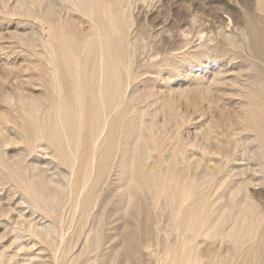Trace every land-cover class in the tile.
I'll return each instance as SVG.
<instances>
[{"label": "rangeland", "instance_id": "1", "mask_svg": "<svg viewBox=\"0 0 264 264\" xmlns=\"http://www.w3.org/2000/svg\"><path fill=\"white\" fill-rule=\"evenodd\" d=\"M23 1L0 0V136L8 134L5 139L4 136L0 139V154L3 161L7 159L2 161L4 165L0 161V264H264V159L261 162V152H255L256 141L252 144L249 141L247 145L245 141L254 134L244 130L248 123H263L264 103L261 100L264 93L259 92H264V82L256 80H263L258 70L264 69V63L250 56L249 47L253 39L249 35L247 41L243 38V34L251 29L260 35V46H264V0H112L114 20L120 32H114L118 38L111 32L114 34L112 42L113 39L114 44L116 39L120 40L116 50L118 48L124 56H115L118 58L116 62L114 59V67L118 68L116 64L119 62L122 68L118 69L120 73L122 70L119 77L127 89L122 93L124 100L122 98L121 106L113 111H107L105 103L108 100L104 95L103 98H100L102 95L96 96L94 108L93 105L90 107L93 111L88 110L87 116L92 124L89 123L87 129L83 127V132L86 130L90 134L95 131L92 134L96 135L95 140L89 135L90 140H94L90 143L92 148L89 146L93 150L96 148L95 157L93 168L87 172V184L78 194L77 210L73 215L72 206L65 202L71 198L73 179L68 162L66 166L59 162V158L54 159L49 141L37 140L34 145L29 143L27 146V134H23L25 139L22 136L34 122V110L41 115L53 97H56L58 106L63 105L59 112L66 113L61 96L54 94L56 81L51 80L55 70L60 73L63 68L66 70L64 55L57 53L58 50L52 53L54 42L46 36V25L34 18L32 20V15L30 18L27 12L26 15L23 13L28 7L34 9L30 0L25 1L29 2L26 8ZM43 1L51 3L50 0H42L41 5H44ZM52 1L58 4V1ZM59 1L63 5L67 2L64 6L85 22L83 28L86 32H92L88 29L89 26L94 27L90 20L93 13L84 8L88 1L83 4L84 0H74L80 11L70 0ZM13 6L16 9L23 7V12L19 14ZM37 8L36 12L31 10L32 13L39 14L40 9ZM14 11L19 16L23 14L19 17ZM102 19L101 22L105 23L102 28L111 31L107 18L104 16ZM33 36L38 37L35 41L39 37L41 41L35 42ZM98 37H92L89 43L101 47L103 43L98 41ZM95 52L99 58L89 51L83 52L85 57L82 51V57L76 53L81 67L75 69L83 71L86 64V69H89V63L94 60V69L106 72L107 54ZM244 52L248 58L244 57ZM245 59L251 61L245 63L248 62ZM253 64L260 65L258 70L249 67ZM100 75L96 89L105 81V76L102 81L100 78L103 76ZM248 103L253 104L255 115H252L253 109L251 111ZM256 104H262L263 110ZM126 106L127 123L123 122V127L128 137H118L120 150L108 172L102 174L96 188L99 190L98 199L91 206L90 217H84L88 221L83 220L86 227L79 228L82 199L86 198L97 176L95 164L98 153L104 148L102 143L107 136L121 123L118 116ZM244 107L250 110L243 113ZM30 117L32 122L28 120ZM55 117L53 120L56 121ZM25 122L28 123L25 125ZM243 122L242 128L240 124ZM15 124L19 127L16 128ZM92 125H97L96 130ZM71 126H65L70 136L76 132L73 128L78 130L76 125ZM59 128H55L56 133ZM240 129L244 131L240 133ZM116 132L117 129L114 134ZM61 138L58 136L64 148L66 140ZM58 140H55L56 144ZM242 141L247 147H243ZM123 147L128 159L133 157L131 160L121 162ZM67 155L66 152L62 158L66 159ZM128 164L130 167L127 169ZM36 170L50 193H57L56 200L49 198L48 202L38 205L40 207L34 205L30 189L39 177H32ZM140 172L143 175L139 176ZM125 173L130 177L127 179L129 187L123 181L127 178ZM29 177L31 179H26ZM21 185L26 186L27 192L21 189ZM124 186L130 190L127 192L125 189V192ZM50 202L53 213L46 210ZM127 203L129 206L125 209ZM100 221L106 225L97 235L98 231L94 229ZM249 231V234H244ZM96 235L100 236V242L98 245L90 244L88 240Z\"/></svg>", "mask_w": 264, "mask_h": 264}, {"label": "bare ground", "instance_id": "2", "mask_svg": "<svg viewBox=\"0 0 264 264\" xmlns=\"http://www.w3.org/2000/svg\"><path fill=\"white\" fill-rule=\"evenodd\" d=\"M26 1V0H25ZM25 1H23L24 3H23V5L25 6V5H28L27 3H29V2H25ZM29 1V0H28ZM42 1V0H41ZM41 1L40 0H30V6L31 5H33L34 6V9H31V10H34V12H36L37 10L36 9H38L37 7H39V9L40 10H38V12H39V14L38 13H36V14H34V13H32L33 11H31L30 10V8L28 9L27 8V11H26V9L24 10V12H23V7H21L20 9H16L17 7H14L15 8V10H19L18 12H19V14H20V12L22 11L23 13H25V12H27V15L30 17L31 15H32V20H33V18H34V20L36 19L37 20V22H39V23H43L44 25L43 26H45L46 25V29H44V30H46L47 31V34H46V36L47 37H50V39L52 40H50V42H54V43H56V45L53 43L51 46H52V53H54L55 51H57L58 50V52L57 53H60L61 54V56L62 55H64V63L66 64V70L63 68V70L64 71H62L61 73L60 72H58V70L56 71L55 70V72H54V76H53V78L51 79L52 80V82H53V80L54 81H56V82H54L55 84H54V94H55V96H61V99H62V101L64 102H61L62 104H64V106H65V108H63V109H65V114L64 113H62L61 112V110H60V112H59V109H62V107H63V105H59L58 106V102L55 100L56 99V97L54 98L53 96H51V97H53V99H54V102H53V99H52V103L51 102H48V104H46L47 105V108H46V110L44 111L43 110V112L41 113V115H37V112L34 110V112L36 113V115L35 116H32V120L34 121V122H32L31 121V117L28 119V120H30L31 122H32V124H30L31 125V127L29 128V129H27V127L28 126H26L25 128L27 129V131H22V130H20L22 127H20V131H22L23 133H22V136H23V134H27L26 136H27V138L25 139V135L23 136L24 138L23 139H25V140H27L28 141V143L26 144V142L24 143V144H26L27 146H29L31 143L34 145V143L33 142H35V141H37V140H47V141H49V146H50V148L51 149H53V154L52 155H54V159H56V157H57V159L59 158V162L60 163H62V165H65L66 164V166H68L70 169H71V176H73V179H72V190H71V198H68L67 200H65V202H66V204H68V203H70V206H72V211L71 212H73V213H71L72 215L76 212V210H77V200H78V198L77 197H79L78 196V194H80L79 192L81 191V190H83L84 189V187H85V184H87L86 182H87V177H88V174H87V172H88V170L90 169V167L91 168H93L91 165H92V163H93V158L95 157V149L93 150V149H91L92 148V145L90 144L92 141L91 140H93V139H91L90 140V138L91 137H89V135L91 134V136H93L92 134H94V132L95 131H91L90 129L91 128H89V130H90V132H92V133H90V134H88V131H84L83 132V127L85 128L86 127V129H87V127L88 126H90L89 125V123H90V120L88 119V110L90 109V110H92L90 107H92V105H93V108H94V99L96 100V96H98V98L100 97L99 95H102V97H100V98H103V95H104V99H106V97H107V100H108V102L107 103H105L104 105H105V107H107L106 109H107V111H113L114 109H116L117 107H118V105H120L121 104V100H122V98L124 97H122V93L124 92L125 93V89H127L126 88V84L124 83V80H122V78H120L119 77V75L122 73V70H121V73L119 72L120 71V69H119V67H120V65H119V62H117V64L116 65H118L119 67L117 68H115L114 66V64H115V62H116V59L118 58H116L115 56L117 55L118 56V54H120V52H118V51H120V50H118V48H117V50H116V44L118 43V42H120V40L119 41H117V39L115 40L117 43H115L114 44V39H113V42H112V37H113V35L115 34L114 32H117L118 34L120 33V32H118V29H119V27L117 26V22L114 20L115 19V15L113 14V11H112V0H86V1H88V5H87V7H84V8H86L87 9V11L89 12V13H93V15L92 14H89V15H92V16H90V20H91V22L93 23V25H94V27L93 26H89V29L88 30H91L92 29V32H86L85 31V29L83 28V24L85 23V22H83V21H81V19L80 18H78V16L76 17L75 16V14H72L71 12H70V10H69V8L68 7H66V6H64L65 4H67V2L63 5V3H62V1H59V0H56V1H58V4H56V3H54L55 1H52V0H50L51 1V3H49L48 2V4H46V3H44V1H43V3H44V5H41L42 3H41ZM46 1V0H45ZM47 1H49V0H47ZM65 1V0H64ZM63 1V2H64ZM68 1V0H67ZM77 1V0H76ZM83 1V0H82ZM81 1V2H82ZM259 1V0H258ZM263 1V0H262ZM262 1H261V3H262ZM73 2V3H72ZM84 2H85V0L83 1V4H84ZM115 2V1H114ZM70 3H72L75 7H76V9H77V11H80L79 10V5L77 6L75 3H74V0H70ZM116 3V2H115ZM46 4V5H45ZM69 4V3H68ZM77 4H78V2H77ZM86 4V3H85ZM260 4V3H259ZM262 4H264V1H263V3ZM5 5V4H4ZM7 5V4H6ZM71 5V4H70ZM68 6V5H67ZM83 6V5H82ZM85 6V5H84ZM259 6H262V5H259ZM12 7V9L14 10V8ZM19 8V7H18ZM25 8H26V6H25ZM43 8V9H42ZM56 8H59V10L57 9L56 10ZM259 8H262V7H259ZM264 8V7H263ZM36 10V11H35ZM75 10V9H74ZM116 10V9H115ZM1 11V10H0ZM100 11V12H99ZM82 12V11H81ZM83 12H84V9H83ZM116 12V11H115ZM114 12V13H115ZM13 13V12H12ZM14 13L15 14H17L18 15V13L17 12H15L14 11ZM23 13H21V15L23 14ZM65 13V14H64ZM100 13H102V14H104V16L107 18V24H108V26H110L111 25V31H107V30H104L103 28H102V24H105V23H102L101 22V20H103L102 19V17H104V16H99V14ZM30 14V15H29ZM37 14H38V16H37ZM85 14V13H84ZM87 14V13H86ZM12 15V14H11ZM20 15V16H21ZM25 15H26V13H25ZM34 15V16H33ZM88 15V16H89ZM119 15V14H118ZM14 16V15H13ZM19 16V15H18ZM19 16V17H20ZM28 17V18H29ZM65 17V18H64ZM22 18H25V16H23ZM30 19V20H31ZM39 20V21H38ZM83 20V19H82ZM104 20H105V18H104ZM122 21V20H121ZM36 22V21H35ZM90 22V21H89ZM29 23V22H28ZM110 24V25H109ZM261 24V23H260ZM81 26V28H80V26ZM43 26H41L42 28H44ZM124 26V25H123ZM34 26L32 25V29L34 30V28H33ZM105 28V27H104ZM107 28V27H106ZM105 28V29H106ZM113 30V31H112ZM124 30V29H123ZM45 31V32H46ZM35 32V31H34ZM111 32H113L114 34H112ZM35 33H37V31L35 32ZM87 33V34H86ZM243 33V32H242ZM32 34V33H31ZM124 34V33H123ZM33 35H36V34H33ZM125 35V34H124ZM248 35L251 37V39H253L252 41H251V47H249L250 48V50L249 51H251V53L252 54H250V56H253L257 61H260V62H262V63H264V50H263V47L264 46H260L261 44V38L259 39V37H260V35H256L254 32H252V30L251 29H249L248 30V32L247 33H245V34H243V38H245L246 39V41L248 40ZM37 36H38V34H37ZM37 36H33V37H35V38H33V40L35 39L36 40V37ZM42 36V35H41ZM99 36V37H98ZM115 36V38H118V37H116V36H118L117 34H115L114 35ZM29 37V36H28ZM28 37H27V39H28ZM44 37V36H43ZM42 37V38H43ZM46 37V39H49V38H47ZM92 37H98V41H100L101 43H103L102 45H101V43H100V45H101V47H100V49H99V47H98V52H100V53H106L107 54V56H108V61H107V71L106 72H102V71H98L97 72V70L96 69H94V66H96L95 64V62H94V60L93 61H91V63H89L90 65H89V69H86L87 67V64H86V66H85V64H84V70L83 71H79V70H76L75 68L76 67H78L79 68V66H78V64H79V57H77L76 56V53H79L78 55L79 56H81L80 54H81V51H82V53L84 52V51H89V52H91L90 54H98L97 52H95V51H97L96 50V46H94V44H90L89 43V41H90V39L92 38ZM125 37V36H124ZM124 37H122V38H124ZM32 38V37H31ZM38 38V37H37ZM258 39H259V41H258ZM34 40V41H35ZM38 40V39H37ZM42 40H44L45 42H46V40L45 39H42ZM123 40V39H122ZM31 41V40H30ZM38 41H41V39H40V37H39V40ZM38 41H35V42H38ZM33 42V41H32ZM48 42V41H47ZM50 42H49V44H50ZM124 42V41H123ZM244 42V41H243ZM242 42V43H243ZM30 44H31V42H30ZM34 44V43H33ZM33 44H31V45H33ZM123 44V43H122ZM55 45V46H54ZM242 45V44H241ZM103 46V47H102ZM124 46V45H123ZM33 47V46H32ZM36 47V46H35ZM37 47H39V46H37ZM49 47V46H48ZM118 47V46H117ZM242 47V46H241ZM246 48H247V46H245ZM122 49H123V47H121ZM126 48V47H125ZM245 48V49H246ZM51 49V48H50ZM242 49H244V48H242ZM248 49V48H247ZM124 50H126V49H124ZM123 51V50H122ZM127 51V50H126ZM209 51V50H208ZM245 51V50H244ZM84 54V53H83ZM95 54V55H96ZM122 54V53H121ZM120 54V55H121ZM55 55V54H54ZM94 55V56H95ZM243 55H246V56H244V57H247V53H245L244 52V54ZM50 56V55H49ZM52 56V55H51ZM83 56V55H82ZM81 56V57H82ZM86 55L84 54V57H85ZM89 56V55H88ZM91 56V55H90ZM98 55H96V58H99V57H97ZM122 56H123V54H122ZM93 57V56H92ZM103 57V56H102ZM102 57H100V59L102 58ZM114 57V58H113ZM95 58V59H96ZM120 58H124V56L123 57H120ZM248 58V57H247ZM114 59H115V62H114ZM249 59H251L252 60V57H250ZM249 59H245L244 61H248ZM121 60V59H120ZM251 60H249V61H251ZM89 61V60H88ZM98 61V60H97ZM103 61H104V58H103ZM118 61V60H117ZM249 61L248 62H245V63H249ZM253 61V60H252ZM85 62V61H84ZM93 62L95 63V64H93ZM122 63L124 62V60L123 61H121ZM243 62V61H242ZM81 63V62H80ZM85 63H87V62H85ZM104 63V62H103ZM244 63V62H243ZM244 63V64H245ZM63 63H61V65H62ZM65 64H63L62 66H64ZM125 65H126V67H127V63L125 62L124 63ZM250 64H252V63H250ZM82 65H83V63H82ZM105 65V64H104ZM264 65V64H263ZM263 65H261V66H263ZM121 66H123L122 64H121ZM246 66V65H245ZM259 67H260V65H258ZM81 67V66H80ZM125 67V66H124ZM243 67V66H242ZM247 67V66H246ZM249 67H254V69L256 68L257 70H258V68L259 67H257V65L256 64H253V65H249ZM61 68V67H60ZM68 68V69H67ZM95 68H97V67H95ZM121 68V67H120ZM245 68V67H244ZM251 68H250V70H251ZM102 69H103V67H102ZM118 69H119V71H118ZM122 69V68H121ZM243 69V68H242ZM249 69V68H248ZM247 68H246V70H248ZM52 70V69H51ZM54 70V69H53ZM52 70V71H53ZM244 70V69H243ZM249 71V70H248ZM248 71H246V72H248ZM253 71H256V70H253ZM252 71V72H253ZM258 71H261V74H262V76H263V80H264V69H262V67L260 68V70H258ZM103 73V78H100V80L102 79V81H104L103 79H104V76H105V81H104V83L102 84V87H99L101 90H100V92L98 91V89L99 88H97L96 89V85H98L97 83L99 82V81H97L96 82V80L98 79V77H99V75H100V73ZM120 73V74H119ZM101 75H100V77H101ZM57 76H58V78H57ZM120 76H122V75H120ZM259 77V76H258ZM258 77H257V79H258ZM122 80H120V79ZM124 78V77H123ZM127 78V77H126ZM125 78V79H126ZM261 78V77H260ZM262 79V78H261ZM261 79H259V80H256V81H262V84H263V80H261ZM50 80V81H51ZM128 80V79H127ZM126 81V80H125ZM51 83V82H50ZM128 83V82H127ZM49 84V83H48ZM101 84H99V86L101 85ZM128 86V85H127ZM48 87V86H47ZM98 87V86H97ZM260 88V87H259ZM263 88V87H262ZM264 89V88H263ZM50 90H51V88H50ZM52 93V92H51ZM253 93H255V92H253ZM257 93V92H256ZM259 93H261V94H263L264 92H259ZM258 93V94H259ZM256 95L257 97L259 96V95ZM50 95H53V94H50ZM106 96V97H105ZM249 96V95H248ZM247 95H246V97H248ZM261 96V98H262V95H260ZM259 96V97H260ZM96 97V98H95ZM245 97V96H244ZM45 98H47V96L45 97ZM44 98V99H45ZM250 98V97H249ZM51 99H47V100H50L51 101ZM246 99V98H245ZM260 99V98H259ZM57 100H59V99H57ZM106 100V101H107ZM123 100H124V98H123ZM262 100H264V95H263V99ZM262 100H261V103H264V101L262 102ZM60 101V100H59ZM255 101V100H254ZM253 101V102H254ZM260 101V100H259ZM55 102H57L58 104H56ZM46 103H47V101H46ZM50 103V104H49ZM53 103H55V104H53ZM245 103H247V100H246V102ZM255 103V102H254ZM249 104V103H248ZM39 104H37V106H38ZM43 105H45V103L44 104H42V108H43ZM125 105H127V104H125ZM246 105V104H245ZM244 105V106H245ZM249 105H251L250 106V109H251V111H252V105L253 104H249ZM255 105V104H254ZM258 105H260V104H256V106L258 107ZM262 105V104H261ZM260 105V106H261ZM32 106H34V105H32ZM36 106V108H38L39 109V107L41 106V105H39V107H37ZM62 106V107H61ZM121 106V105H120ZM131 106V105H130ZM134 106V105H133ZM247 106V105H246ZM259 106V107H260ZM263 106V105H262ZM262 106L260 107L261 109H262ZM129 107V106H128ZM264 107V106H263ZM28 108V107H27ZM33 108H35V107H33ZM41 107H40V109H42ZM246 107H244V111H243V113L246 111L247 112V110H250V109H245ZM247 108H249V107H247ZM127 106L126 107H124V109L121 111V114L118 116V117H120V121H121V123L119 124V126H116V128H114L115 130L117 129V134L115 133L114 134V132H115V130H114V132L112 133V134H114V135H110V136H107V138L104 140V142L102 143V145H104V148L99 152V151H97V152H99L98 153V158H97V161H96V164H95V169H96V174H97V176H96V178H95V180H94V182H93V185H92V187L87 191V194H86V198L85 199H82L83 201V204H82V202H81V204H82V207H80V211H81V218L79 219V221H78V227L79 228H81V227H83V225H85L84 224V222L86 221L85 219H84V217H87L88 215H89V217H90V213H91V206L93 205V204H95V202H96V200L98 199V192H99V190H97L96 188H97V186H98V184H99V182L102 180V174H105L106 172H108V170H109V168L111 167V164H113L112 162H114L115 161V159H116V154H117V152L120 150V146H121V143L119 144V139L120 138H118L119 136L120 137H122L123 136V138L125 137V138H127L128 137V135H127V132H125L124 131V127H123V122L125 123L126 121V118H127ZM128 109H130V108H128ZM242 109H243V107H242ZM33 110V109H32ZM220 110V109H219ZM255 108L253 109V111H252V115H253V113H254V115H255ZM263 110V109H262ZM38 111V110H37ZM93 111V110H92ZM128 111H130V110H128ZM258 111V110H257ZM261 111V110H260ZM259 111V112H260ZM119 112V111H118ZM249 112V111H248ZM259 112H256V114L258 113V114H260ZM61 113V114H60ZM90 113H92L91 111H90ZM90 113H89V115H90ZM129 113V112H128ZM214 113V112H213ZM60 114V115H59ZM93 114V113H92ZM246 114V113H245ZM248 114H250V113H248ZM262 114V113H261ZM261 114H260V116H261ZM33 115H34V113H33ZM263 116H264V114H262ZM19 116V115H18ZM56 116V117H55ZM245 116H247V115H245ZM54 117L56 118V121L55 120H53L54 119ZM118 117H117V119H118ZM230 117V116H229ZM242 117H243V115H242ZM251 117V116H250ZM258 118H259V116H257ZM92 117L90 116V119H91ZM248 118V117H247ZM252 118V117H251ZM255 118H256V116H255ZM14 119V118H13ZM93 120V119H92ZM243 120L245 121V117H243ZM249 120V122H250V120L251 119H248ZM248 120H246L247 122H248ZM253 120V119H252ZM257 120V119H256ZM261 120H263V123H264V118L262 119L261 118ZM260 120V121H261ZM9 121H10V118H9ZM13 121V120H12ZM119 121V122H120ZM11 122V121H10ZM21 122H22V120H21ZM93 122V121H92ZM116 122H118V120L116 121ZM115 122V123H116ZM257 122V121H256ZM259 122V121H258ZM262 122V121H261ZM16 123V122H15ZM28 123V122H27ZM26 122H25V125L27 124ZM95 122H93V124H94ZM127 123V122H126ZM245 122H243V123H241L240 124V127H242L243 128V125L242 124H244ZM263 123H261V125H259L258 123H251V125H250V123H248V125L249 126H245L244 127V130H246L247 132H249V131H251V135H252V133L254 134L253 135V137L251 136H248V135H250V134H248L247 136L248 137H250L249 139H253V140H249L248 138V140H246L245 142L247 143V145H249L248 143H250L249 141H251V144L254 142V141H256L257 142V151H255L256 153H259V152H261V154H262V159L260 158V161L262 162V160L264 159V126H262V124ZM72 125L71 127L73 128V126L74 127H76L77 126V128H78V130H75V128H73L72 130H73V132H75V134L74 133H71V135L72 136H70L69 134H67V131L65 130V126H67V125ZM90 124H92V123H90ZM29 125V124H28ZM55 125H60V126H56L55 127ZM76 125V126H75ZM95 125V124H94ZM246 125V124H245ZM101 126V125H100ZM100 126H99V129H100ZM105 126V125H104ZM125 126V125H124ZM15 127L16 128H18L19 127V125L18 124H15ZM60 127V128H59ZM81 127H82V130L81 131H79V129H81ZM92 127H95L94 128V130H96V127H97V125L96 126H93L92 125ZM113 126H111V128H112ZM120 127H121V129H120ZM239 127V128H240ZM55 128L57 129V128H59L58 130H59V132L58 133H56L57 131H55ZM76 128V129H77ZM222 128V127H221ZM0 130L2 131V129L0 128ZM18 130V134L20 133V131ZM93 130V129H92ZM101 130V129H100ZM111 130V129H110ZM223 130V129H222ZM244 130H242V129H240V133H242L241 131H244ZM79 131V132H78ZM102 131V130H101ZM100 131V132H101ZM226 132V131H225ZM246 132V133H247ZM1 133H3V132H1ZM246 133H245V136H246ZM224 134V133H223ZM1 135V134H0ZM8 134H3L2 136H0V139H1V137H3V139H5L6 138V136H7ZM20 135V134H19ZM21 136V137H22ZM40 138H39V137ZM58 136H60V137H62L61 139H63V140H66L65 141V149L62 147V145H61V143H60V139L58 140ZM228 136V135H227ZM8 137V136H7ZM10 137V136H9ZM69 137V138H68ZM95 137H96V135L95 136H93L92 138H94V140H95ZM22 139V138H21ZM22 139V140H23ZM7 140V139H6ZM14 140V139H13ZM55 140H58L59 141V143L58 144H56L55 143ZM93 140V141H94ZM243 140H245L244 139V137H243ZM4 141V140H3ZM17 141H19V140H17ZM24 141V140H23ZM47 141H45V143L47 142ZM119 141V142H118ZM204 141V140H203ZM253 141V142H252ZM0 142H2V140L0 141ZM11 142H13V141H11ZM62 142V141H61ZM80 142V143H79ZM124 142H126V141H124ZM139 142H140V140H139ZM6 143L7 142H5L3 145H6ZM9 143H10V141H9ZM16 143V142H15ZM30 143V144H29ZM218 143V142H217ZM224 143V142H223ZM222 143V144H223ZM242 143H243V141H242ZM14 144V143H13ZM29 144V145H28ZM94 144V143H93ZM126 144H127V142H126ZM126 144H123V145H126ZM8 145V144H7ZM89 145H91V148H90V146ZM128 145V144H127ZM127 145H126V147H127ZM254 145V144H253ZM95 146V145H94ZM219 146V145H218ZM247 147L246 145H244V143H243V147ZM101 147H103V146H101ZM140 147V146H139ZM249 147H252L251 145L249 146ZM248 147V148H249ZM34 148H37V146H35ZM49 148V149H50ZM124 148V147H123ZM233 148V147H232ZM46 149H48L47 147H46ZM245 149V151H247L248 149L247 148H244ZM243 149V150H244ZM65 150H66V152L68 153V155H67V158L66 159H68V160H66L65 158H62L63 157V155L65 156ZM226 150V149H225ZM250 150V149H249ZM255 149H253V151H254ZM34 151V150H33ZM52 151V150H51ZM93 151H94V153H93ZM135 151H136V149H135ZM222 151V150H221ZM224 151V150H223ZM228 152V151H227ZM248 152V151H247ZM251 154H253L254 152H250ZM255 153V155H257V156H259L260 157V155H258V154H256ZM137 154V153H136ZM1 155V158H0V161L2 162L3 161V159L2 158H4L3 156H2V154H0ZM62 155V156H61ZM254 155V156H255ZM17 156V155H16ZM118 156H120V155H118ZM118 156H117V158H118ZM175 155H173V157H174ZM257 156H255V157H257ZM130 157V159H128V157L126 156V152H125V148L124 149H122V152H121V156H120V158L122 159V161H121V159H120V161L121 162H124V161H126V160H131L133 157L132 156H129ZM62 158V159H61ZM253 158V157H252ZM2 159V160H1ZM134 159H135V157H134ZM227 159V158H226ZM7 160V159H6ZM6 160L5 161H3V162H6ZM63 160H65V161H63ZM258 160H259V158H258ZM15 161V160H14ZM19 161V160H18ZM66 161L68 162V165H67V163H66ZM2 162V163H3ZM130 162V161H129ZM132 162V161H131ZM142 162V161H141ZM8 163V162H7ZM11 163V162H10ZM20 164V163H19ZM124 164V163H123ZM122 164V165H123ZM263 164V163H262ZM0 165H1V163H0ZM2 165H4V163L2 164ZM7 165H10L9 163L7 164ZM130 164H128L127 166H126V168L128 169L130 166H129ZM264 165V164H263ZM113 166V165H112ZM129 166V167H128ZM3 168L5 167H7V166H2ZM17 167V166H16ZM21 167H22V165H21ZM264 166H262V168H263ZM4 168V169H5ZM8 168V167H7ZM6 168V169H7ZM9 168H12V167H9ZM23 169H25V168H22V170ZM69 169V170H70ZM122 169H123V166H122ZM126 169V170H127ZM12 170V169H11ZM13 170H14V168H13ZM10 171V170H9ZM39 171V170H38ZM124 171L125 170H122V172L124 173ZM10 172H12V171H10ZM14 173L16 172L15 170L13 171ZM12 172V174H14ZM92 172V171H91ZM128 173H129V170L127 171ZM19 173H21L20 172V170H19ZM164 173V172H163ZM92 174V173H91ZM126 174V180H123V181H126L127 182V179H128V175H127V173H125ZM139 174V176H141V174H142V172H140V173H138ZM145 174V173H144ZM15 175V174H14ZM17 175V174H16ZM21 175H22V173H21ZM20 175V176H21ZM24 175V174H23ZM38 175V172H37V170H36V172H35V174L32 176V177H36ZM143 175V174H142ZM11 176H13V175H11ZM17 176H19V174L17 175ZM30 176V175H29ZM39 176V175H38ZM171 176V175H170ZM26 177V176H25ZM41 176H39L37 179H35L36 181L35 182H33V184L31 185V187H30V189H31V197H32V200H33V203H36V204H34V205H40L41 203H43L44 204V202H48V200L47 199H49V198H51V200H54L57 196H56V194L57 193H54V194H51L50 192L51 191H49V189H48V186L46 185L45 186V184H44V182L45 181H43L44 179L43 178H40ZM18 178H20V180H22L21 179V177H18ZM130 178V177H129ZM141 179H142V177H140ZM26 179H31L30 177L29 178H26ZM124 179V178H123ZM155 179V178H154ZM157 179V178H156ZM168 179H169V177H168ZM165 180V179H164ZM24 181V180H23ZM30 181V180H29ZM28 181V182H29ZM33 181V180H32ZM176 181V180H175ZM22 182V181H21ZM164 182V181H163ZM129 183L130 182H127V183H125V184H128V187H129ZM23 184V183H22ZM25 184V183H24ZM23 184V185H24ZM102 184H103V182H102ZM23 185H21V189H25L26 188V186L24 187ZM26 185H28V183L26 184ZM30 185V184H29ZM125 186H127V185H125ZM124 186V187H125ZM193 186V185H192ZM24 187V188H23ZM128 187H125L124 188V191H125V189L127 190V188ZM29 190V189H28ZM51 190V189H50ZM128 190H130V188L128 189ZM128 190H127V192H128ZM138 190V189H137ZM228 190V189H227ZM24 191H26V189L24 190ZM123 191V192H124ZM218 191V190H217ZM27 192V191H26ZM126 192V191H125ZM140 192H141V190H140ZM152 192V191H151ZM130 193V192H129ZM128 193V194H129ZM27 194V193H26ZM124 194V193H123ZM121 195V197H124V195ZM235 194V193H234ZM62 195V194H61ZM126 196H129V195H127V194H125ZM60 196V195H59ZM125 196V197H126ZM212 196V195H211ZM61 197V196H60ZM70 197V196H69ZM85 197V196H84ZM129 197H127L126 198V200L128 199ZM172 198V197H171ZM57 199V198H56ZM55 199V200H56ZM61 199H63V197H61ZM85 200V201H84ZM166 200V199H165ZM201 200V199H200ZM120 201V200H119ZM127 202H129L128 200H127ZM168 202V201H167ZM172 202V201H171ZM63 206H64V203L62 204ZM131 205V204H130ZM251 205V204H250ZM105 206H106V204H105ZM127 206V207H126ZM126 206H125V209H127L128 208V206H129V203H127L126 204ZM38 207H40V206H38ZM43 208V207H42ZM245 208V207H244ZM252 208V207H251ZM48 209V211H50L51 213H53V207H52V205H51V202H50V204H48L47 203V206H46V210ZM195 209V208H194ZM114 211V210H113ZM252 211V210H251ZM173 213V212H172ZM48 215V214H47ZM78 215V214H77ZM123 215V214H122ZM92 216V215H91ZM225 217V216H224ZM261 217V216H260ZM83 220H85V221H83ZM248 220V219H247ZM88 221V220H87ZM86 221V222H87ZM182 221H184V220H182ZM253 221H254V219H253ZM85 222V223H86ZM218 223V222H217ZM264 223V222H263ZM87 224V223H86ZM253 224V223H252ZM104 225H106V223L105 222H103V221H100L98 224H97V226H96V228L94 229V230H97L98 232H97V235H100L101 234V230H102V227L104 226ZM235 225V224H234ZM254 225V224H253ZM186 226V225H185ZM260 226V225H259ZM262 226H263V224H262ZM261 226V227H262ZM85 227H86V225H85ZM93 227V226H92ZM205 227V226H204ZM252 227H250V229H251ZM209 229V228H208ZM92 230H93V228H92ZM236 230V229H235ZM252 231V230H251ZM255 232H257V231H255ZM263 233H264V231H262ZM262 232H261V234H262ZM84 233V232H83ZM215 233H217V232H215ZM214 233V236H216V234ZM250 233V231L249 232H246V233H244L245 235H247V234H249ZM96 235V236H97ZM260 235V234H259ZM95 236V238L93 237V238H91L90 240H88L89 241V243L90 244H92V245H98V243L100 242V236H97L96 237ZM230 236H232V234L230 235ZM237 236V235H236ZM264 236V235H263ZM235 239V238H234ZM263 239V238H262ZM247 240V239H246ZM264 241V240H263ZM185 242H186V240H185ZM252 242V241H251ZM242 243V242H241ZM263 243V242H262ZM244 245V244H243ZM258 245V244H257ZM264 245V244H263ZM184 246V245H183ZM211 246V245H210ZM263 248V247H262ZM252 249V248H251ZM170 250V249H169ZM254 252V251H253ZM253 254V253H252ZM191 255V254H190ZM249 255V254H248ZM234 258V257H233ZM236 258V257H235ZM244 258V257H243ZM190 259V258H189ZM194 259V258H193ZM219 260V259H218ZM221 260V259H220ZM244 260V259H243ZM190 261V260H189ZM261 261V260H260Z\"/></svg>", "mask_w": 264, "mask_h": 264}]
</instances>
